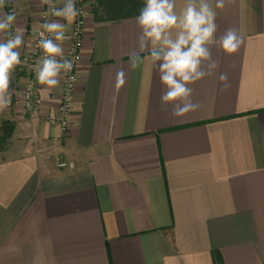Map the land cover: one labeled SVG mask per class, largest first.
<instances>
[{
	"label": "crops",
	"instance_id": "0c3cea01",
	"mask_svg": "<svg viewBox=\"0 0 264 264\" xmlns=\"http://www.w3.org/2000/svg\"><path fill=\"white\" fill-rule=\"evenodd\" d=\"M86 1L68 131L49 121L63 72L58 86H42L38 120L23 110L25 72L13 73L11 104L0 110V127H13L0 149V264H264V0L223 9L209 0L216 36L235 28L242 43L231 55L211 46L219 67L190 85L200 107L184 117L161 106L149 51L129 67L137 15L112 19L101 0ZM185 3L175 0L177 13ZM9 6L14 32L23 30L18 51L30 52L40 0H7L0 14Z\"/></svg>",
	"mask_w": 264,
	"mask_h": 264
},
{
	"label": "clouds",
	"instance_id": "9594fccd",
	"mask_svg": "<svg viewBox=\"0 0 264 264\" xmlns=\"http://www.w3.org/2000/svg\"><path fill=\"white\" fill-rule=\"evenodd\" d=\"M7 0H0V9ZM48 4L49 11L44 13L63 18L70 25L79 15L74 0H64L62 7H56L52 0H42ZM225 0H215V9H223ZM175 0H145L144 6L136 17L141 32L137 38V49L130 53L129 67L136 70L143 62L140 53L150 52L156 67L163 91L161 106L171 104L172 115L184 117L196 111L200 105L193 103V89L190 85L212 76L219 67L213 59L211 46L218 45L226 54L238 51L242 37L235 28H228L217 37L216 11L209 0H186L184 7L177 13ZM16 21V13L0 14V34H9ZM68 25L59 21H46L42 24L39 47L43 57L36 62V79L39 84L55 88L60 83L61 73L72 70V61L64 55L63 42ZM45 32L53 38L45 36ZM60 42V43H57ZM24 43L23 30L16 28L15 35L0 42V110L11 104L10 82L15 68L21 64L18 49ZM124 71L118 70L116 87L125 83ZM221 90L230 87L228 75L221 72L218 76Z\"/></svg>",
	"mask_w": 264,
	"mask_h": 264
},
{
	"label": "built area",
	"instance_id": "2783aa9c",
	"mask_svg": "<svg viewBox=\"0 0 264 264\" xmlns=\"http://www.w3.org/2000/svg\"><path fill=\"white\" fill-rule=\"evenodd\" d=\"M52 2L56 7H60L59 0H52ZM40 3V25L37 29L36 42H34L30 52L20 56L21 64L15 68V71H17L26 66L31 67V72L28 76L26 88L22 94V97L25 113L33 121L40 118L43 103V98L41 95V88L43 85L37 82L35 72L36 62L44 55L43 50L39 47V42L41 39L40 33L44 31L42 24L46 21H57V17L50 14L47 17L44 16V13L49 11V7L48 4L43 3L42 0H40ZM75 5L78 13L80 14L74 19L70 43V53L68 56V59L72 61L73 68L70 72L66 73L61 89V98L58 112L49 118V121L52 124L58 125L63 132H67L70 128L74 93L79 79L78 66L81 58L83 36L87 17L89 15V9L87 8L86 0H75ZM10 12H15V8L13 6H9L7 8V13ZM9 32L10 35H15L13 27L9 30ZM10 35H8V38H10ZM45 36L48 38H53L51 34L47 32H45ZM60 166H66V163L62 162Z\"/></svg>",
	"mask_w": 264,
	"mask_h": 264
},
{
	"label": "trees",
	"instance_id": "16d2710c",
	"mask_svg": "<svg viewBox=\"0 0 264 264\" xmlns=\"http://www.w3.org/2000/svg\"><path fill=\"white\" fill-rule=\"evenodd\" d=\"M101 3L112 19L138 15L144 6V0H101Z\"/></svg>",
	"mask_w": 264,
	"mask_h": 264
},
{
	"label": "rangeland",
	"instance_id": "374dc122",
	"mask_svg": "<svg viewBox=\"0 0 264 264\" xmlns=\"http://www.w3.org/2000/svg\"><path fill=\"white\" fill-rule=\"evenodd\" d=\"M6 35H7V38H8L9 34H6ZM36 35H37V30L35 32L34 42H36ZM30 51H31V49H30ZM24 54H26V53H24ZM21 55H23V54H20V56ZM21 72H25L27 75H30L31 67L30 66H26V67L21 68L20 70L14 71L15 74H18V73H21ZM25 88H26V86H24V88L22 89V91H21L22 94L24 93ZM23 110H24V105H23ZM24 113H25V110H24ZM12 130H13V127L10 125L9 121H5V122L1 123V127H0V149L3 148L7 144L6 142L8 140V134H10L9 132H11Z\"/></svg>",
	"mask_w": 264,
	"mask_h": 264
}]
</instances>
